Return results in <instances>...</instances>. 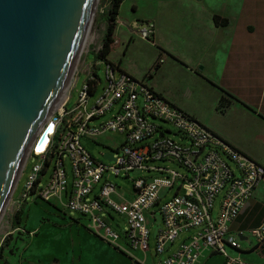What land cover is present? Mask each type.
<instances>
[{
	"label": "built area",
	"instance_id": "obj_1",
	"mask_svg": "<svg viewBox=\"0 0 264 264\" xmlns=\"http://www.w3.org/2000/svg\"><path fill=\"white\" fill-rule=\"evenodd\" d=\"M153 32L150 21H142L136 28V35L146 41H150ZM100 48L101 44L94 51ZM162 60V56L157 57L153 67ZM78 61L80 65L73 67L62 95L45 118L52 120V128L43 148L36 151L32 146L39 130L29 145L24 161L30 155L36 161L16 204L28 194L32 200L60 198L66 208L87 218L94 234L113 242L118 236L109 229V217L103 213L109 208L124 218L127 225L124 235L129 246L142 251L148 250L149 226L156 225L157 215L159 226L153 236L155 254L167 250L182 231L191 227L198 230L153 264H195L204 249L222 255L223 264H243L238 239L229 232V225L264 178V166L160 95L145 78H134L110 61H103L101 90L88 105L100 82L96 76L99 61L84 64L81 53ZM80 68L85 78L75 103L68 108L69 92ZM111 110L112 114L105 120L90 123ZM152 119L171 124L186 142L166 136L164 132L168 130ZM107 132L118 135L116 142L106 144L112 159L93 158L80 138L97 141ZM158 161H173L184 172L160 165ZM50 163L46 184L39 187ZM141 171L159 175L132 178V194L127 197L108 179L101 180L105 172L127 177ZM97 184V191L89 197ZM171 188H174L171 197L159 205L158 212L149 211ZM220 191L218 211L212 219L213 200ZM249 235L257 244L263 243L264 224L249 229ZM229 248L236 252L231 254Z\"/></svg>",
	"mask_w": 264,
	"mask_h": 264
},
{
	"label": "crops",
	"instance_id": "obj_2",
	"mask_svg": "<svg viewBox=\"0 0 264 264\" xmlns=\"http://www.w3.org/2000/svg\"><path fill=\"white\" fill-rule=\"evenodd\" d=\"M123 3L130 9L127 18L120 16ZM166 3L173 4L167 22ZM139 4L153 9L138 13ZM142 21L153 23V41L136 35ZM166 33L178 40L192 35L191 49L173 48L162 38ZM113 39L108 61L134 78H145L160 95L264 166V0H122ZM159 56L162 62L153 67ZM44 202L57 211V203H63L57 197ZM26 206L23 222L18 223L24 228ZM70 220L64 222L68 230L61 253L28 256L25 250L38 241V227L28 229L36 231L29 234L19 264H147V251L139 257V249L130 247L125 235L109 242L89 231L88 220ZM260 224H264V178L229 225L243 264H264V242L257 244L249 235V229ZM12 225L18 229L14 220ZM229 252L236 251L229 248ZM195 264H223V256L204 249Z\"/></svg>",
	"mask_w": 264,
	"mask_h": 264
},
{
	"label": "water",
	"instance_id": "obj_3",
	"mask_svg": "<svg viewBox=\"0 0 264 264\" xmlns=\"http://www.w3.org/2000/svg\"><path fill=\"white\" fill-rule=\"evenodd\" d=\"M93 1L0 0V214L36 131L34 150L47 140L45 115L64 87Z\"/></svg>",
	"mask_w": 264,
	"mask_h": 264
},
{
	"label": "rangeland",
	"instance_id": "obj_4",
	"mask_svg": "<svg viewBox=\"0 0 264 264\" xmlns=\"http://www.w3.org/2000/svg\"><path fill=\"white\" fill-rule=\"evenodd\" d=\"M172 6L173 4H167V3L165 5V12H167V15L165 18L166 22L171 18L168 11L171 9ZM105 7H107V0H97L96 1V6L92 14V21H91L92 23H90V28H89V32L87 36L88 39L87 38L85 39L86 42L84 41L83 45L81 46L80 52H79L81 53V60L84 62V64H91V63H96V61H99L98 66L96 68V76L97 78L100 79V82L98 83L97 89L95 90V92L89 97L88 105H90L93 99L99 94L101 90V86L103 84V80H104V73H103L104 62L101 58H99V56L96 54L94 50L98 45L101 44V37H102V31L104 28V18H105V16H101V15L98 16L97 14L100 13L101 10H104ZM120 9H121L120 16L127 18L130 15L129 14L130 9L126 3H123ZM147 9L151 11V9L153 8L150 7V5L139 4L138 13H143ZM172 16L174 17V14H172ZM133 24L134 23H132L131 28L135 30V27ZM162 38L166 42L170 43L173 48H178L180 50H185L189 48L191 49V47L188 46V44H190L192 41V35L190 34L181 35L179 40L176 38L175 35H170V34L167 35V33L166 35L164 34ZM85 50L87 51L84 54ZM75 64L78 67L80 65V61L78 62L75 61L74 66ZM72 71L70 73H72ZM70 76L68 77V80ZM84 78H85V73H83L81 69L78 72V74H76V77L73 81V86L71 87V90L69 92L70 96L68 98V103H67L68 108L71 107L75 103L77 99L78 91L83 84ZM51 108L46 114H49V112L51 111ZM112 112L113 110L105 113L104 115L99 116L98 118L92 120L90 123L96 124L100 121H103L106 118H108L112 114ZM152 121L156 123L157 125L161 126L163 129L168 130L164 132L166 136L174 140H178L180 142H186L184 138L180 139L179 133L174 129V127L171 124L167 122L159 121L156 119H152ZM155 134L157 135L158 133L156 132ZM117 140H118V135L107 132L101 135L100 137H98L97 141H93V140H89L87 138L81 137L80 143L89 152V154L93 158L106 161L107 159L103 157V154L111 150L110 147L106 144L114 143ZM35 161H36V158L34 156H31V155L27 156L19 175L17 173L18 178H17V181L12 191L10 192L11 195L9 193L5 201V204L3 206V209H2L3 212L1 211V214H0V244L3 240L5 241V245L3 246L2 251H1V256L2 258L4 257L5 260L7 261L10 260L11 262H13L14 259H16L17 261L19 260L18 264L21 260L22 253L28 242V238L30 236L29 234L32 233L33 235L34 232L36 231L35 229L28 231V229L38 227V235H37L38 241L31 242L29 245V248L25 250V253L28 256H30L31 253H36V252L37 253L39 252L61 253L62 252L61 249L64 247V239L66 237V231L68 230V226H67L68 224H65L64 222L70 219L75 220L78 218L82 222L87 221L86 217L79 214L78 212H75L73 210L66 208L63 205V203H57L58 208L60 210V211H57L56 208L52 207V205H49V204L47 205L43 200H40L37 198L32 200L31 196L28 194L25 200L20 201V203L24 201L25 202L24 204H27L26 211H25V214H26L25 228L23 227V223L18 224L19 221L23 222L22 216H21V213L23 211L20 213L19 218H17L15 222L13 215L14 213L17 212L18 205H15L16 203L14 204L11 201L19 199L20 193L23 190V185L28 175L31 172L32 166L35 164ZM157 163L163 166H167L168 168L178 170L179 172H184L183 168L178 166L173 161H158ZM51 165L52 163H50L44 175L41 177L39 181V187H43L46 184L48 175L51 171ZM65 166H66V171L68 175L67 181L69 183L70 172L68 168V161L66 159H65ZM158 175L159 174L157 172H153V171H141L137 175L133 173H129V175L125 177L121 174L115 176L111 173L105 172L102 175L101 180H103L104 178L108 179L109 181H111L117 186V189L119 192H121V194L127 197L132 194V180H131L132 178H135L137 176H158ZM97 189H98V184L92 189L91 193L88 196L91 197L97 191ZM173 191H174V188L169 189L166 195L163 198H161L158 203H156L153 207H151L149 211L155 210L158 212L159 205L163 201L170 198ZM221 194H222V191H220L213 200V208L211 212L212 219L215 218L216 213L218 211ZM103 213L107 214L109 217V221H108L109 229L115 232L119 239H124L125 238L124 232L126 231V228H127L124 218L109 208H105V211ZM13 220L15 223H17L18 229H15L13 227L12 225ZM54 223L56 225L58 224V226H56ZM62 224H65V226H62ZM154 226L155 224H152L149 226L148 250H146L147 251L146 252L147 253L146 263L147 264L155 263L158 258H163L167 254L172 252L184 238L195 234L198 230V228L196 227H191V228H188L182 231L178 235V237L174 239V242L169 246L167 250L163 251L160 254H155L154 249H153L154 239L152 235ZM73 228L74 227H72V229ZM87 228L89 229V231H92V233L94 234L92 228L90 227H87ZM55 238L58 240H56ZM54 239L56 243H54L55 242ZM136 253L139 255V257L141 258L144 257L142 250L141 251L138 250L136 251ZM2 258H0V262L3 261L4 258L3 259Z\"/></svg>",
	"mask_w": 264,
	"mask_h": 264
},
{
	"label": "trees",
	"instance_id": "obj_5",
	"mask_svg": "<svg viewBox=\"0 0 264 264\" xmlns=\"http://www.w3.org/2000/svg\"><path fill=\"white\" fill-rule=\"evenodd\" d=\"M121 1L122 0H107V7H105L104 10H101L100 13L97 14L98 16L99 15L105 16L104 28L101 37V48L96 52L99 58H101L104 62H108L106 56L113 46V31L115 26V19ZM150 41H153V39L151 38ZM24 203H25L24 201L20 203L17 212L14 213L13 215L15 222L16 219L19 218L20 213L22 212ZM4 245H5V241L3 240L0 244V258H2L1 251ZM0 264H7V262L3 259V261L0 262Z\"/></svg>",
	"mask_w": 264,
	"mask_h": 264
},
{
	"label": "bare ground",
	"instance_id": "obj_6",
	"mask_svg": "<svg viewBox=\"0 0 264 264\" xmlns=\"http://www.w3.org/2000/svg\"><path fill=\"white\" fill-rule=\"evenodd\" d=\"M96 1H97V0H94V1H93L92 9H91L92 11H91V12H93V10H94V8H95V6H96ZM91 21H92V15L90 14L89 17H88V20H87L86 28H85V31H84V33H83V36H82L81 42H80V44H79V48H78V50H77V53H76V55H75V58H74L73 64H72L71 69H70V71H69L68 77H69L70 74H71L70 72H71L72 69H73L74 63H75V61H76V59H77V56H78V54H79V52H80L81 46L83 45L85 39H86V38L88 39L87 36H88L89 28H90V23H92ZM85 42H86V41H85ZM68 77H67V79H66V82H65V84H64L63 89H64L65 86H66V83H67V81H68ZM63 89H62V91H63ZM62 91H61V93H62ZM61 93H60V95H62ZM47 115H48V114H46L45 117H47ZM23 161H24V160H23ZM2 212H3V211H2Z\"/></svg>",
	"mask_w": 264,
	"mask_h": 264
}]
</instances>
